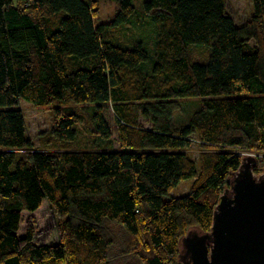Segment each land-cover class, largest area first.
I'll return each mask as SVG.
<instances>
[{
	"label": "trees",
	"instance_id": "16d2710c",
	"mask_svg": "<svg viewBox=\"0 0 264 264\" xmlns=\"http://www.w3.org/2000/svg\"><path fill=\"white\" fill-rule=\"evenodd\" d=\"M113 1L99 21L98 0H0V264H109L108 223L143 264H178L241 149H264V0L241 25L226 0ZM20 100L54 105L36 148ZM43 201L60 220L53 244L31 218L21 230Z\"/></svg>",
	"mask_w": 264,
	"mask_h": 264
},
{
	"label": "water",
	"instance_id": "95a60500",
	"mask_svg": "<svg viewBox=\"0 0 264 264\" xmlns=\"http://www.w3.org/2000/svg\"><path fill=\"white\" fill-rule=\"evenodd\" d=\"M247 156L213 210L206 233L188 232L178 264H264V174Z\"/></svg>",
	"mask_w": 264,
	"mask_h": 264
},
{
	"label": "rangeland",
	"instance_id": "374dc122",
	"mask_svg": "<svg viewBox=\"0 0 264 264\" xmlns=\"http://www.w3.org/2000/svg\"><path fill=\"white\" fill-rule=\"evenodd\" d=\"M137 1L140 0H134L135 3H137ZM226 4L227 12L232 16L238 25L244 24L253 12V7L250 0H226ZM116 9L117 4L113 0H98V20H110L114 16ZM52 106L54 105L35 106L24 100H20L18 105L15 106L16 108L21 109L23 113L26 132L32 144L31 148L38 147L47 136L48 131L51 129L55 120V113ZM106 119L109 122L110 129L112 131V137L116 138L117 124L110 108L107 110ZM139 121L142 125L146 126V123L142 118ZM80 126H83V124L80 123ZM197 148L198 147L195 143L191 145L190 153L195 157L197 155ZM239 154L241 155V160L247 156L254 157L256 159L255 165H258L262 169L264 163V149H261V147H254L252 149L244 150L241 149ZM261 174H264V169L258 175ZM190 183L191 182L189 180L180 181L178 185L171 191V195L176 197L183 196L187 193V186L190 185ZM22 217V231L25 230L27 220L29 218L32 219L33 229L36 233V242L53 244L58 241L60 235V220H58L59 218L57 214L47 201H43L41 206L32 213L23 212ZM105 227L108 233L107 236L111 237L113 242L112 249L114 251H119L117 255H110L111 257L109 264H143L139 253L142 246L139 244L134 245V239L131 238L128 233L124 231L123 228H121V226L108 223L105 225ZM188 232L199 233L198 229L195 227L189 228ZM187 233L185 235H187ZM121 249L125 250L120 251ZM114 256L118 257L115 258Z\"/></svg>",
	"mask_w": 264,
	"mask_h": 264
}]
</instances>
